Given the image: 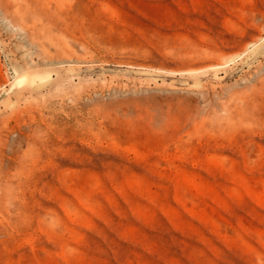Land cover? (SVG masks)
<instances>
[{
  "label": "rangeland",
  "instance_id": "rangeland-1",
  "mask_svg": "<svg viewBox=\"0 0 264 264\" xmlns=\"http://www.w3.org/2000/svg\"><path fill=\"white\" fill-rule=\"evenodd\" d=\"M0 264H264V0H0Z\"/></svg>",
  "mask_w": 264,
  "mask_h": 264
}]
</instances>
